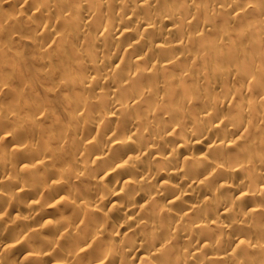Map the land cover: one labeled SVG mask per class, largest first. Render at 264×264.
Returning <instances> with one entry per match:
<instances>
[{
    "label": "clouds",
    "instance_id": "clouds-1",
    "mask_svg": "<svg viewBox=\"0 0 264 264\" xmlns=\"http://www.w3.org/2000/svg\"><path fill=\"white\" fill-rule=\"evenodd\" d=\"M0 264H264V0H0Z\"/></svg>",
    "mask_w": 264,
    "mask_h": 264
}]
</instances>
